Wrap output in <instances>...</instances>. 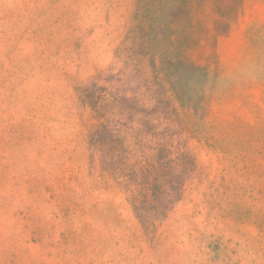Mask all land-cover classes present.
Here are the masks:
<instances>
[{
	"label": "rangeland",
	"instance_id": "1",
	"mask_svg": "<svg viewBox=\"0 0 264 264\" xmlns=\"http://www.w3.org/2000/svg\"><path fill=\"white\" fill-rule=\"evenodd\" d=\"M0 264H264V0H0Z\"/></svg>",
	"mask_w": 264,
	"mask_h": 264
}]
</instances>
